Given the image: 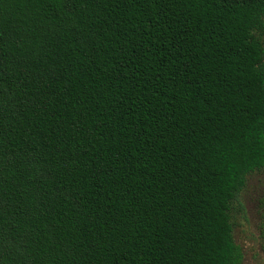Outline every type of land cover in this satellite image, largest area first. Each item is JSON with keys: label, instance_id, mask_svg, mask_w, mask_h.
I'll return each mask as SVG.
<instances>
[{"label": "trees", "instance_id": "1", "mask_svg": "<svg viewBox=\"0 0 264 264\" xmlns=\"http://www.w3.org/2000/svg\"><path fill=\"white\" fill-rule=\"evenodd\" d=\"M260 173L264 0H0V264H241Z\"/></svg>", "mask_w": 264, "mask_h": 264}, {"label": "rangeland", "instance_id": "2", "mask_svg": "<svg viewBox=\"0 0 264 264\" xmlns=\"http://www.w3.org/2000/svg\"><path fill=\"white\" fill-rule=\"evenodd\" d=\"M263 184V173L250 175L239 195L243 213L236 216L233 240L242 251L241 264H264V253L260 248L257 231V200L261 196Z\"/></svg>", "mask_w": 264, "mask_h": 264}]
</instances>
